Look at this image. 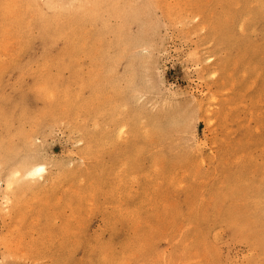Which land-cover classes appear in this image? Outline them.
<instances>
[{
	"label": "rangeland",
	"instance_id": "374dc122",
	"mask_svg": "<svg viewBox=\"0 0 264 264\" xmlns=\"http://www.w3.org/2000/svg\"><path fill=\"white\" fill-rule=\"evenodd\" d=\"M0 128V264H264V0H0Z\"/></svg>",
	"mask_w": 264,
	"mask_h": 264
},
{
	"label": "bare ground",
	"instance_id": "6f19581e",
	"mask_svg": "<svg viewBox=\"0 0 264 264\" xmlns=\"http://www.w3.org/2000/svg\"><path fill=\"white\" fill-rule=\"evenodd\" d=\"M255 2H256V1H255ZM256 3H257V2H256ZM261 4H262V3H261ZM258 5H259V4H258ZM85 6H86V5H85ZM29 7H30V6H29ZM26 8H27V7H26ZM58 8H59V7H58ZM11 10H12V9H11ZM60 10H61V9H60ZM8 11H9V10H8ZM41 16H42V15H41ZM24 17H25V16H24ZM31 22H32V21H31ZM15 26H16V25H15ZM89 28H90V26H89ZM90 29H91V28H90ZM9 30H10V29H9ZM85 35H86V34H85ZM27 41H28V40H27ZM22 43H23V42H22ZM6 45H7V43H6ZM20 49H21V48H20ZM16 51H17V50H16ZM83 51H84V50H83ZM18 53H19V51H18ZM9 54H10V53H9ZM46 65H47V64H46ZM7 88H8V87H7ZM94 93H95V92H94ZM48 94H49V93H48ZM98 95H99V94H98ZM107 96H108V95H107ZM87 97H88V96H87ZM122 107H123V106H122ZM76 117H77V116H76ZM77 119H78V118H77ZM65 120H66V119H65ZM118 120H119V119H118ZM153 120H154V119H153ZM162 120H163V119H162ZM154 121H155V120H154ZM6 124H7V123H6ZM154 124H155V123H153V125H154ZM0 129H1V128H0ZM147 129H148V128H147ZM155 129H156V128H155ZM149 131H150V130H149ZM152 135H153V134H152ZM15 169H16V168H15ZM36 170H38V171L40 172V171L44 170V167H43V166H39V167H37ZM16 171L19 173V169L16 170ZM16 171H15V172H16ZM18 173H17V174H18ZM13 174H14V173H13ZM19 174H20V173H19ZM19 174H18V176L20 177ZM22 174H23V173H22ZM10 175H11V174H10ZM15 175H16V174H15ZM11 176L14 177L13 175H11ZM11 176H10V178H11ZM16 176H17V175H16ZM16 176H15V177H16ZM16 178H17V177H16ZM12 179H13V178H12ZM19 179H20V178H19ZM9 180H10V179H9ZM14 180H15L14 183H16V179H15V178H14ZM14 180H12V181H10V182L7 181V182H6V183H8L7 186L9 187V184L11 185V184H12L11 182H13ZM260 180H261V179H260ZM260 180H259V181H260ZM92 181H93V180H92ZM262 182L264 183V181L261 180L260 183H262ZM12 185H13V184H12ZM12 185H11V186H12ZM16 185H17V184H16ZM258 185H259V184H258ZM258 185H257V186H258ZM260 185H261V184H260ZM11 186H10V188H11ZM248 186H249V185H248ZM253 186H254V185H253ZM246 189H248V188H246ZM251 189H252V185H251L250 190H251ZM253 189H254V190L257 189L256 186H254ZM253 189H252V190H253ZM23 191H24V190H23ZM248 191H249V189H248ZM244 192L246 193V191H244ZM255 192H256V191H255ZM257 192H260V193H261V191H257ZM252 193H254V192H252ZM252 193L249 194V196L255 194V193H254V194H252ZM262 194H263V193H262ZM20 195H21V194H20ZM246 196H247V195H246ZM259 196H260V195H259ZM13 197H14V196H13ZM18 197H19V196H18ZM251 197H252V196H251ZM257 197H258V196H257ZM261 197H262V196H261ZM247 198H248V197H247ZM252 198H253V197H252ZM263 198H264V197H263ZM255 205H256V204H255ZM256 206H257V205H256ZM183 215H184V214H183ZM140 232H141V231H140ZM134 233H135V232H134ZM135 235H136V234H135ZM142 235H143V234H142ZM142 246H143V244H142ZM9 255H10V254H9ZM132 255H133V254H132ZM201 259H202V258H201ZM116 260H117V258H116ZM127 261H128V260H127ZM193 262H194V261H193Z\"/></svg>",
	"mask_w": 264,
	"mask_h": 264
}]
</instances>
